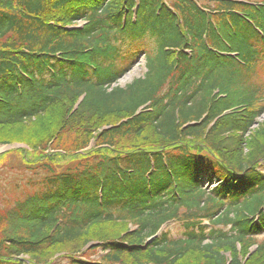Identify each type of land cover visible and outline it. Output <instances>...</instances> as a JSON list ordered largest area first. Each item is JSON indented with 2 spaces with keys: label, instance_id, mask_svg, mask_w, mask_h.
<instances>
[{
  "label": "trees",
  "instance_id": "trees-1",
  "mask_svg": "<svg viewBox=\"0 0 264 264\" xmlns=\"http://www.w3.org/2000/svg\"><path fill=\"white\" fill-rule=\"evenodd\" d=\"M140 56L144 74L113 87ZM262 62L264 0L2 1L0 129L58 118L64 104L45 149L75 154L24 159L42 176L0 212V264H54L19 255L76 242L84 251L67 264H180L195 248L211 264H264V155L237 160L218 137L263 114L264 89L250 83ZM147 131L156 143L122 146ZM91 141L100 149L83 152ZM173 222L181 236L159 233ZM107 224L134 238L95 235Z\"/></svg>",
  "mask_w": 264,
  "mask_h": 264
},
{
  "label": "rangeland",
  "instance_id": "rangeland-1",
  "mask_svg": "<svg viewBox=\"0 0 264 264\" xmlns=\"http://www.w3.org/2000/svg\"><path fill=\"white\" fill-rule=\"evenodd\" d=\"M4 0H0L2 3ZM257 1V0H249ZM82 22H78L80 26ZM255 71V72H254ZM253 71V80L250 81L253 85L261 84V87L264 89V83L260 82L261 78H264V62L260 63ZM145 72L144 68V56H140L137 63L134 65L133 69L125 76L119 79L113 87H125L133 81L141 77ZM77 102V101H76ZM76 102L74 105H76ZM80 103H77L75 108V120L77 118ZM59 111V117L53 114L54 110H50L46 115L42 117L31 118V120L26 123V126L16 127V128H4L0 129V141H8V144H0V212L6 211L13 206L18 201H21L25 196L31 194L35 190L34 183H37L35 180L40 179L42 174H38V177L31 173L25 168L24 159L30 161H36L43 158H49L51 161L61 160L70 158L71 155L75 154V149L68 151L66 154L61 151L52 152L49 149H45L47 145L46 138L52 134V132L58 127V123L61 120H64L66 106L64 104H58L56 106ZM52 111V113H51ZM89 115V114H87ZM94 118V117H93ZM97 120L96 125H104L108 123L105 120L94 118ZM257 123L250 128L249 131L241 134L240 132L231 134L223 133L220 131L218 136L220 139L228 140L226 143L227 148L234 147V158L242 161H252L258 157L264 155V127H260L262 130L261 134H256L255 131H258V127L264 125V112L260 118L256 119ZM59 121V122H58ZM32 122V123H31ZM263 123V124H259ZM97 131L93 132L91 135H94ZM259 133V131H258ZM75 134L70 135V137H75ZM146 137H144V142L141 139L136 141H127L122 146H136L142 145L145 143H156L157 138L152 131L146 132ZM233 136V137H232ZM40 145V146H39ZM100 149L94 141L89 143V147L85 151H91ZM78 154L82 152H77ZM43 161V160H42ZM263 160L258 161L260 165ZM68 160L65 162L60 161L59 164H67ZM210 187V185H209ZM212 188V187H210ZM162 231L166 232L167 236L170 238H178L185 232L184 224L180 223H169L162 228ZM94 232V229L92 233ZM97 234L103 237L109 238H121L124 242L132 240L134 238L132 234V228L126 225L119 224H107L101 229L95 231ZM148 243V242H147ZM4 246L9 247V243H3ZM239 255L242 256L244 260L249 259L252 249L249 251H243V249L238 245ZM84 251L81 247L80 242H76L72 245H62L53 248L51 251L37 255V256H26L19 255L22 259L29 260H52L54 258V264H67L64 259L61 257L64 254H69L74 257H78L80 253ZM250 253V254H249ZM226 256H229L226 254ZM91 259H96L95 255H90ZM205 253L200 251L198 248L190 250L186 253L185 257L180 264L186 262L199 263V264H211L207 259ZM127 264H132V260L128 257L124 258Z\"/></svg>",
  "mask_w": 264,
  "mask_h": 264
}]
</instances>
